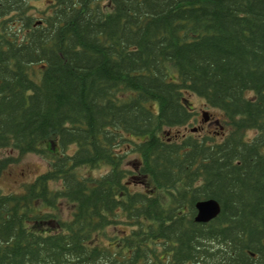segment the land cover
I'll return each instance as SVG.
<instances>
[{
  "label": "trees",
  "instance_id": "1",
  "mask_svg": "<svg viewBox=\"0 0 264 264\" xmlns=\"http://www.w3.org/2000/svg\"><path fill=\"white\" fill-rule=\"evenodd\" d=\"M32 1L0 0V178L49 165L0 189V264H264V0Z\"/></svg>",
  "mask_w": 264,
  "mask_h": 264
},
{
  "label": "rangeland",
  "instance_id": "2",
  "mask_svg": "<svg viewBox=\"0 0 264 264\" xmlns=\"http://www.w3.org/2000/svg\"><path fill=\"white\" fill-rule=\"evenodd\" d=\"M32 4L33 6L35 5L32 12L41 20L43 16L42 11L48 10L49 1L33 0ZM188 100L196 108V110L200 112L198 119L194 124V126H197L199 128L197 130L198 132L195 131L197 135L201 136L203 134L210 133L216 135L218 139L224 137L227 130L223 122L221 120H217V118L220 116V113L219 112L210 113L208 120H205V118L203 117L204 111L209 110V108H207L205 105V101L195 94L189 95ZM181 131L182 132L184 131L185 133H190L191 127L182 128ZM253 133H254L253 131L249 132L250 135H252ZM48 165L49 164L47 158L42 157L38 153L31 152L25 154L22 157H20V159L16 163L12 164L9 167V169L4 173V175L0 178V189L5 192L21 190L22 188L21 185L23 184V182L32 180L40 173L46 171ZM103 170L104 168L88 171L84 168L81 171L84 174H88V173L91 174V173H98ZM67 211H65V213Z\"/></svg>",
  "mask_w": 264,
  "mask_h": 264
},
{
  "label": "water",
  "instance_id": "3",
  "mask_svg": "<svg viewBox=\"0 0 264 264\" xmlns=\"http://www.w3.org/2000/svg\"><path fill=\"white\" fill-rule=\"evenodd\" d=\"M205 120H208L209 114L204 111ZM197 214L196 221L198 222H208L215 218L221 211V206L218 200L215 198L203 199L196 203Z\"/></svg>",
  "mask_w": 264,
  "mask_h": 264
}]
</instances>
